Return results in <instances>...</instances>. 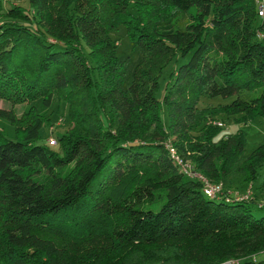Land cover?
<instances>
[{"label": "trees", "instance_id": "obj_1", "mask_svg": "<svg viewBox=\"0 0 264 264\" xmlns=\"http://www.w3.org/2000/svg\"><path fill=\"white\" fill-rule=\"evenodd\" d=\"M26 1L0 0V99L23 105L0 108V264H215L263 249L262 202L205 195L164 141L210 180L264 191V144L243 156L244 133L209 122L264 118V0L261 15L259 0ZM217 96L232 99L198 107ZM54 101L70 125L59 152L37 143Z\"/></svg>", "mask_w": 264, "mask_h": 264}, {"label": "rangeland", "instance_id": "obj_2", "mask_svg": "<svg viewBox=\"0 0 264 264\" xmlns=\"http://www.w3.org/2000/svg\"><path fill=\"white\" fill-rule=\"evenodd\" d=\"M4 9L7 8L8 3L10 2L11 4H18L23 6L24 8H28V3L26 0H1ZM3 20V19H2ZM111 35L116 39L117 43V52L119 54H124L128 52V40L126 37V31L124 27H118V29L114 30ZM186 58L178 60V62L184 61ZM175 62H172L166 69H164L163 74L161 75L159 79V86L158 89L156 90L155 96L158 100L161 99L162 94H163V89H164V82H165V74L168 71V69L171 66H174ZM232 98H221L219 96L217 97H200L198 100V107H211L215 106L217 104H223V103H228L230 102ZM0 108L2 109H9L13 108V110L16 111L18 115L21 114L23 105L17 104V105H11V103L0 99ZM51 125H49L47 122H44L40 131H39V138L37 140V143L39 144H45L48 147H50L52 150L59 152L58 145L50 146L47 142V139L52 136L53 138L56 139V134H59L66 129L69 128L68 124V117H67V105L60 101H54L52 103L51 111L49 113ZM63 118L59 124H57L58 119ZM161 119L163 122H166V114L164 111V108H162L161 112ZM221 121L223 122L224 126L220 131V136L224 135L227 136L229 134L235 133L237 130H240L244 133V138H245V143H244V149H243V156L248 155L250 152H252L255 147H257L260 144H264V118L255 116L254 118L250 119L246 123H237L234 121L233 117H227L225 114H219L216 120H210L209 122L212 124H215V122ZM53 127L50 129V127ZM57 141V140H56ZM165 144H168L169 141L165 140ZM190 161L189 158H185ZM261 176L255 181L254 184H259L261 182ZM224 186L226 189L230 191H238L239 193H242L246 190L248 187L247 184H241L240 183V176L238 175H233L229 182L224 183ZM252 196H256V201H261L264 203V191L261 189L252 188ZM252 206V213L255 216H260L264 214V208H256L254 205ZM257 255L258 259L256 262H243V264H264V248L260 249L259 251L239 256V257H229L230 258H241V259H247L250 255ZM226 260V259H225ZM162 264V263H159Z\"/></svg>", "mask_w": 264, "mask_h": 264}, {"label": "built area", "instance_id": "obj_3", "mask_svg": "<svg viewBox=\"0 0 264 264\" xmlns=\"http://www.w3.org/2000/svg\"><path fill=\"white\" fill-rule=\"evenodd\" d=\"M260 4L258 5V14L261 15L263 13V1L259 0ZM62 119H58L57 124H59V122H61ZM216 125L218 126H223V122L221 121H217L215 122ZM53 127L51 126L50 129H52ZM47 142L50 146H54L57 144V141L55 138H53L52 136H50L47 139ZM166 146L169 148L170 153H171V157L173 159V161L176 163V165L179 167L180 171L183 172L184 174H186L187 176L194 178L196 180H198L201 183V189L202 192L210 197L213 196H218L220 194L222 195H228V194H233L236 195L237 198L239 199H245L248 200L251 197V193H252V189H251V185H248V187L246 188V190L242 193H239L238 191H230L228 189L225 188L224 183L221 181H212L209 178H207L206 176H204L202 173H200L199 171H196L191 162L183 157H181L176 150L171 147L168 144H166ZM262 205H264V203H261ZM264 257V254H263ZM258 259L257 255H250L247 259H241V258H230V259H226L223 260L221 262L215 263V264H243L244 261H250V262H256Z\"/></svg>", "mask_w": 264, "mask_h": 264}]
</instances>
